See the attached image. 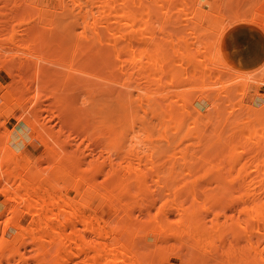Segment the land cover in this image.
<instances>
[{"label":"bare ground","instance_id":"bare-ground-1","mask_svg":"<svg viewBox=\"0 0 264 264\" xmlns=\"http://www.w3.org/2000/svg\"><path fill=\"white\" fill-rule=\"evenodd\" d=\"M207 2L210 5L208 0ZM239 2L242 4L243 0ZM239 2L232 1V5L239 6ZM48 3V6H38L37 0H0V45L2 42L4 45H13L7 51L3 49L6 52L0 57V67L4 68L8 75L13 76L10 79H14L17 72L18 75H22L21 72L28 69L26 65H24L26 68L23 67V63L6 65L15 64V60L21 62L34 58L52 60L48 61L50 64L53 60L62 64L63 62L58 60L64 59L66 55V58L71 60L69 62L72 70L76 73L81 69L80 64L88 69L92 68L91 70L100 67L99 73L96 74L100 80L99 85L97 81L95 84L92 83L94 87L90 86L88 91L90 94L100 92L97 96H101V100L98 102L92 100V106L88 102L90 110L87 114L88 121L99 123L103 121L104 125L100 123L103 125V131L100 130L102 131L99 133L100 137L96 132L97 136L94 135L92 131L93 136L85 138L87 141L85 145L84 137L77 143L73 141L74 147L71 148L70 145L69 149L68 144L72 142L67 135L62 134L64 139H61L62 136L59 137L61 134L57 135L56 137L61 140L56 138L52 143L48 138L53 129L50 130V126L46 128L42 124L40 130L34 125V130L39 129L38 137L44 144V150L40 151L43 153H38L37 156L41 162L46 158L45 162L48 163L46 168H42L39 163L34 165L28 157L24 159L26 163L23 162L21 165L22 160L19 163L23 156L21 151L17 148L14 150L15 147L10 145V138L4 136L7 134L6 131L3 136L0 135V192L9 201V204L0 201V264H171L170 255L178 256L179 264H264V254L260 252L264 249V105L260 108L254 107L252 104L244 103L245 101L241 103V98L235 100L237 102H231L233 88L230 84L232 82H229L231 80H228L231 79L228 77L229 72L225 73L227 80L223 77V72L228 70L226 67L229 64L221 44L215 49L214 44L217 42L214 41V46L211 47L206 38L210 37L212 28L204 27L200 20L193 19L196 6L203 7L206 10L204 16L211 21L215 16L225 19L228 16L221 12V9L218 13L206 9L205 6L199 5L197 0H49ZM258 3L256 2L251 9L264 11V3ZM223 4L229 6L227 0ZM224 5L220 8L223 9ZM237 5L235 10L230 6V11L232 10L235 15L240 8ZM181 11L186 12L185 14L196 25L191 31L186 29L187 34L185 32L182 34V29L180 35L177 30L171 32L174 26H170L171 30L168 27L172 16ZM180 15L182 16L181 13ZM235 15L233 22L238 19ZM179 17L176 18L177 21L180 20ZM227 21L233 25L230 18ZM171 22V25L173 22L180 23ZM245 22L254 23L264 30V22L260 23L253 19ZM175 28L178 29L177 26ZM42 29L48 32L44 33ZM221 32L223 35V31ZM19 33L31 38V42L29 44L16 42ZM188 33L191 34L189 37L184 36ZM67 40L70 42L69 46L66 45ZM66 47L69 54H65ZM10 50H19L24 54H13ZM52 64L54 65V62ZM63 66L67 67L64 64ZM56 67L58 69L57 63ZM34 74L31 75L32 78H35ZM61 74L56 75L61 77ZM83 74L89 78L87 73ZM96 75L93 77L96 78ZM51 76L47 75V80ZM19 77L21 78L19 80L15 78L17 80L15 86L12 85L13 82L10 85L5 84L12 95H18H14V98L20 106L25 102L23 97L26 91H29L32 98L27 99L26 102L29 104L35 97L38 102L43 98L39 91L35 95L34 91L37 88L42 92L47 89L44 97L52 98L59 112L54 109L57 114L54 111L46 120L50 121L53 116L60 118L66 112L73 111V114L70 112L72 117L68 118V121L83 122L81 113L75 112L79 103L72 100L68 104L66 93L64 94L65 89L69 87L65 85L69 80L66 82L65 79H70L69 77L65 75L64 79L63 76L65 84H62L63 80H57L65 85L64 91L63 86L59 88V84L54 83L56 80L46 83L41 81V77L40 80L34 79L32 81L37 83L35 89L33 82L30 85L31 80L27 83L28 79ZM71 77L74 78L72 74ZM27 78L30 79V76ZM71 84L72 93L80 82L75 81ZM81 89L78 88L82 91ZM245 89L244 86V91ZM30 90L31 93L34 92L32 96ZM123 91L127 92V103L132 102L133 105L138 102L144 108L141 113L145 112V115L140 117L136 115L142 109L138 110V113L135 112L136 114L133 112L134 109H140L139 107L133 110L130 108L133 115L129 114L128 118L125 114L129 113V110L122 113L125 107H128L123 105L125 94ZM193 91L210 100L211 107L208 109L209 105L206 106L210 116L207 112L202 114L203 112L196 106L195 114L185 111L187 101L189 104L195 99L191 97L194 96L191 93ZM135 92H138L137 96ZM239 92L237 93L240 94ZM188 94L191 96L188 97ZM42 102H39L40 106L46 105V102L43 104ZM28 104L26 103L27 108ZM32 105L36 109L34 103ZM40 106L38 107L41 110L45 109L46 112L49 109ZM85 106L86 104L83 108ZM189 106L192 108L193 105ZM78 107L82 108L81 104ZM211 109H214V112ZM79 110L85 112L83 109ZM39 111H32L31 116L26 114L24 118L22 112L19 118L28 123L30 121L43 123L46 112L42 114L44 119L40 120ZM210 111L214 114H210ZM122 116L125 122L126 119L128 123L133 121V124L126 123L127 126H131L132 131L127 132L130 130L127 126L122 130L119 128L120 132L126 131V136H118V126L111 123L123 121ZM190 116H193V119ZM142 117L150 127L149 133L147 130V133L146 131L143 133L144 126L148 129L145 121L141 122L145 124L144 126L137 122L141 121ZM155 117L162 123L168 121V126L173 125L175 121L174 126H182L184 123L182 121L187 123L195 121L196 129L193 125L195 131H192V127H189L191 130L184 131L187 123L183 124L185 129L179 128L185 133H195L197 141H193L197 146L192 147L193 149H189L188 144L180 147L186 134L177 136L176 133L181 129L176 126L174 133V129H170L173 134L171 140L167 133L169 128L159 131L161 122L157 119L156 122L160 124L150 122ZM189 118L191 121H188ZM135 119L142 129L141 132L138 130L140 126L135 125L138 126L136 127L138 134L133 132ZM204 119L206 121H203ZM149 123H154L157 128L151 127L152 124ZM124 125L125 123L122 126ZM152 128L159 130L154 131ZM86 130L89 131V128ZM139 131L145 134L144 140ZM52 135L55 136L53 133ZM77 135L76 139L79 138ZM174 138H179V141L172 146ZM186 139L189 140L187 137ZM161 140L166 142L164 146L167 148H162L158 144ZM94 143L97 152L89 146ZM53 167L64 170L73 178L70 187L49 174ZM27 170L30 172L26 173ZM122 170L133 174L131 179L119 178ZM179 174L183 175L181 181L177 179L180 177ZM38 175L47 178L48 183H43L42 178L36 179ZM99 176L102 177L101 180L98 179ZM153 179H156V182L160 180L157 188H160L163 182L161 188L164 190L166 186V189L154 190L155 181L152 185V182L150 183ZM162 179L165 180L161 182ZM205 179L214 180L215 185L212 187L219 190L213 191L209 186L214 184L213 181L202 182ZM79 182L85 183L86 186L78 195L79 198L74 200L72 196L64 193V189L76 190ZM148 184L152 186V190ZM84 190L90 196L99 194L109 203L113 210L110 219L105 221L98 210L89 206L91 198L84 195ZM153 207L156 209H152ZM26 215L29 216V220L23 224ZM149 235L153 237L152 242L147 240ZM242 239L244 242L240 246ZM257 252L259 253L256 255Z\"/></svg>","mask_w":264,"mask_h":264},{"label":"rangeland","instance_id":"rangeland-1","mask_svg":"<svg viewBox=\"0 0 264 264\" xmlns=\"http://www.w3.org/2000/svg\"><path fill=\"white\" fill-rule=\"evenodd\" d=\"M52 1V0H51ZM198 1V4L199 5H202V6H205L206 7V9H210V10H212L213 12L215 11V13H218L219 11L218 10H220L221 9V12H223L226 16H228L227 17V19H225V17H221V16H215V18L214 19H212V21L211 20H209V19H206L207 17H205L204 16V14H206V10L203 8V7H201V6H196L195 7V9H194V16H193V19L194 20H200V22H202V25L204 26V27H210V28H212V29H210V30H208V31H210V37L208 36V38H206L207 39V41L209 42V44L211 45V47H212V45H213V43H215L214 41H216L217 43H215L214 45L216 46V48L215 49H218L219 47H220V44H221V48H222V50H223V52H224V54H225V58L227 59V62H228V64H229V66L228 67H226V70L227 71H224L223 72V77H225V79L224 80H227L228 79V77H230L231 79H228V80H231V81H229V82H232V83H230L231 85H232V92L234 93V94H232V92H231V95H233V97H232V99H231V102H237V101H235V100H237L238 98H241V103L242 102H244V103H248V104H252V105H254V107H258V108H260V107H262V105H264V104H262V103H264V30H262L259 26H257V25H255L254 23H250V22H245V21H248V20H250V19H253V20H256V21H258V22H264V11H260V10H256V9H251V7H253L254 6V4L257 2L258 3V0L256 1V0H243V2H241L242 4H240V2H239V0H237V1H235V0H232L233 1V3L234 2H239V6H240V8H239V10H238V13H237V15H235L234 14V12H232V10L230 11V6L232 5V1H230V3H228L229 1L227 0V5L229 4V6L227 7V6H225L224 4H223V2L224 3H226V0H208L209 2H210V5L208 4V2H207V0H197ZM49 2V0H37V4H38V6H48V3ZM222 3V4H221ZM246 3V4H245ZM251 3V4H250ZM261 3H264V1H260L259 0V3L258 4H261ZM236 4V3H235ZM243 4H245V5H243ZM257 4V5H258ZM209 5V6H208ZM222 5H224L223 7V9L222 8H220ZM237 5V4H236ZM236 5H232L231 7H233L234 9L233 10H235L236 9ZM247 5H249V6H247ZM252 5V6H251ZM238 5H237V7H239ZM228 9H227V8ZM250 7V8H249ZM180 13L182 14V16L180 15ZM186 13V12H185ZM184 12L182 13V11L181 12H178V13H176V15H174V16H172V18H175V20H173L172 18L169 20L170 21V23L172 24V22L171 21H176V22H180V23H175L174 24V22H173V25H171V24H169V27H168V25H166L168 28H170V26L172 27V26H174V28L177 26L178 27V29H172L171 30V28H170V30H171V32L173 31V30H177L178 32H180L182 29L184 30H182L181 32H182V34H183V32H185L186 33V29H188L187 31H191L194 27H195V25H196V23L193 21V20H190L189 19V17L185 14ZM178 14V15H177ZM234 15L235 16H237L238 17V19L235 21V22H233L235 19H234ZM178 16H180L178 19H180V20H178L177 21V17ZM187 16V17H186ZM181 17H186V18H184V20H183V18H182V20H181ZM159 18V17H158ZM230 18V21H231V19L233 18V20L231 21V22H233V25H232V23L230 24V22L229 21H227L228 19ZM160 20H162L161 19V17H160ZM160 20H157V21H159L160 22ZM186 20V21H185ZM187 20H188V22H187ZM166 21H168L167 19H166ZM165 20H164V24H165V22H166ZM168 21V22H169ZM192 22V23H191ZM194 22V23H193ZM183 23V24H182ZM178 24V25H177ZM182 24V25H181ZM191 24L193 25V26H191ZM228 25V27H226L227 25ZM189 25V26H188ZM232 25V26H231ZM223 26H225V27H223ZM165 27V26H164ZM186 27V28H185ZM190 28V29H189ZM222 29V30H221ZM231 29V30H230ZM223 31V35H222V32L221 31ZM234 31V33H235V35L237 36V37H240V39H241V41H243V42H245V45H246V48H242L243 50H245V51H242L241 52V54H245V55H248V56H250V55H254V57L256 58L255 59V61H254V63H252V64H254V65H251V67H241L242 65H240V63H232L231 61H230V57L229 56H227V54H226V52H227V50L229 49V47L230 46H232V44L233 43H235V41H236V37H235V35L233 34V31ZM42 31H45L44 33H47L48 32V30H46V29H42ZM220 31V33L218 34V32ZM230 31V32H229ZM177 32V33H178ZM181 32H180V35H181ZM212 32V33H211ZM176 33V32H175ZM217 33V34H216ZM187 34V33H186ZM186 34H184V36H187V37H189L191 34H189L188 33V35H186ZM218 36V38L217 37H214V36H216V35ZM212 39V41H211V39ZM221 38V39H220ZM236 38V39H235ZM215 39V40H214ZM235 40V41H232V40ZM15 40H17L16 42H22V43H26V44H29V42H31V38H27L26 36H24V34L23 33H19L18 35H17V37H16V39ZM237 40H239V39H237ZM49 41H52V40H49ZM62 41H65V40H62ZM62 41H60V42H62ZM67 44L66 45H70V42L67 40ZM220 42V43H219ZM59 42H57V44H58ZM5 43H1V45H0V57H2V56H4V52H6L7 50H9L10 49V47L12 48V46L10 45V44H6V45H9V46H7L6 47V45H4ZM208 44V43H207ZM206 44V45H207ZM208 44V45H209ZM217 44V45H216ZM209 45V46H210ZM213 45V46H214ZM5 46V47H4ZM53 46H57L56 44H53ZM7 48V49H6ZM3 49H5V50H3ZM33 49H34V47H33ZM69 49H68V47H66V49H65V54H69L68 52H66V51H68ZM10 51H12L11 53H13V54H24L23 52H21V51H19V50H10ZM28 56V55H27ZM240 56V55H239ZM65 58L64 59H62V60H58V61H61V63L62 64H60V62H57V61H54L53 60V62H54V65L52 64L53 62H51V64H50V62H48V61H52V60H44V59H27V60H21V62H20V60L19 61H16L15 60V64H12V63H8V64H6V65H8V66H14V65H19L20 63H23V67H25L24 65H26V67L28 68L27 70H25V72L23 71V73L21 72V74L22 75H18L15 71H14V73H16V75H15V78H17L18 80L19 79H21L20 77L18 78V76H22L23 77V79H28L29 80V82L27 81V83H30V80H31V83H30V85L32 84V80H34V81H36V80H40V77H41V81H44V82H46V83H49V82H54V80H56L54 83L55 84H59L58 85V87L60 88H62V84H65V81L62 79L63 78V76H64V79H65V75H66V77H69L70 79H68V78H66L65 80H66V82H67V80H69V82H67L65 85H67V86H69L68 88H67V86H66V88L67 89H65V85L63 86V91H64V89H65V91H64V94L66 93V99L68 98V104H70L71 103V101L72 100H74V102H76L77 104L79 103V104H81V106H82V108H80V107H78V105H76L75 103V105H76V109H75V112H77V114L79 113H81V116H82V118H83V122L81 121H78V122H76V123H73L74 121H68L71 117H72V114L74 113L73 111V113L71 114L69 111L68 112H66L62 117H60V118H58L57 116H53L51 119H50V121L49 120H46L55 110L57 111V112H59L58 111V107L54 104V100L52 99V98H49V97H44V95H45V93H47V89L46 90H43V92L41 91V89L39 88H37V90L36 91H34L35 92V95H36V93H38V91H39V93L41 94L42 93V97L44 98H41V101H43L44 103L46 102V105H44L45 107H48L49 109L47 110V112L46 111H44L45 109H43V110H41L38 106H40V104L41 103H39V102H41L40 100H39V102L36 100V97H35V99L32 101V103H30V101H29V104H28V102H26L27 101V99H29V100H32V98H30V95H29V91H26L25 93H24V96L25 97H23L24 98V101L28 104V108H27V106H26V103L25 102H23L22 104H23V106H20V104L16 101V99L14 98L15 96H18V95H12L10 92H9V88L7 87L8 85H6L5 83H8L9 85H10V83L11 82H13L12 83V85L13 86H15L16 84H14V83H17L16 81V79H15V81H14V79H10V78H12L11 77V75H8L7 73H6V71L4 70V68H1L0 67V135L1 136H3V134L4 133H6L7 132V134H4V136H5V138H7V136L10 138V145L11 146H13V148H14V150L17 148V150H19V151H21V154H23V156L21 157V159L19 160V163L21 162V160H22V162H21V165L23 164V162H25L26 163V159H27V157H28V159H30L31 161H32V163L34 164V165H37L38 163L39 164H41V166H42V168H46L47 167V165H48V163L47 162H45L46 161V158H44V159H42L43 157L42 156H40L41 157V159H42V162H41V160H39V154H42L43 153V151L40 153V151L43 149L44 150V144L42 143V141L39 139V137H38V133L37 132H39L38 130L40 129V130H42L41 128H42V124L44 125V127H48L49 128V126L51 127L50 128V130H55V132H56V134H55V132L52 130V132H51V136H49V138L48 139H50V141L53 143V140L54 139H59V137H61V139L64 137V136H68L69 138H70V141L72 142V143H70V144H68L69 145V149H71V148H73L74 147V145H72L73 144V141H74V143L76 142L77 143V141L78 140H82L83 139V137H84V139L85 138H88V137H90V135H91V137L93 136V134L96 132L97 133V135L99 134V133H102V131H103V121H100V123L102 122V124H100L98 121H88L89 119V116H88V112H89V108H90V105L92 106V100H97L96 102H98L99 101V99L101 100V96H97V94H99L98 93V91H95L94 93H92V94H90L89 92L90 91H88L89 90V88H90V86H92V85H94L95 84V82L98 84V82H100V80H99V77L97 78V75L96 74H98L99 72V70L101 69L100 67H99V69H96V67L95 68H93V70H91V69H88L87 67H85L84 65H82V64H80L81 66H79V69L80 70H78V72L76 73V71H74V70H72V68H71V66H70V62H71V60L70 59H68V57L66 58V55L64 56ZM230 58V59H229ZM68 59V60H67ZM36 60V61H35ZM64 60V61H63ZM65 60H67V62L65 61ZM232 60V59H231ZM22 61H24V62H22ZM32 61H34L33 63H36L37 65L35 66V64H33V63H31ZM43 61V62H42ZM45 61V62H44ZM70 61V62H69ZM26 62H30V63H27L26 64ZM48 62V63H47ZM66 64H65V63ZM78 62V61H77ZM25 63V64H24ZM46 63V64H45ZM56 63H57V66H58V69H56L57 67H56ZM58 63L60 64V65H58ZM251 63H249V64H251ZM29 64H31L30 65V67L31 68H29ZM34 65V67H33V65ZM45 64V65H44ZM63 64L64 65H67V67L66 66H63ZM40 65H42V66H40ZM44 66H46L47 68H45ZM49 66V67H48ZM52 66H54V67H52ZM60 66V67H59ZM69 66V67H68ZM25 67V68H26ZM35 67H36V70H35ZM64 67V68H63ZM84 67V68H83ZM234 67H235V69H234ZM38 68H40V69H42V70H40V69H38ZM49 68H53V70H49ZM65 68H67V69H65ZM84 69V71H82L83 69ZM98 68V67H97ZM233 68V69H232ZM56 69V70H55ZM65 69V70H64ZM87 69V70H86ZM43 70H45V71H48V72H46L45 73V71H44V73L46 74V76H45V74L43 73ZM59 72H58V71ZM69 71V72H71V73H69L68 72V74L70 75H68V74H66L67 73V71ZM86 70V71H85ZM230 70V71H229ZM231 70H233V72L231 71ZM32 71V72H31ZM54 71H55V75H54ZM64 73H63V72ZM80 71L82 72V73H80ZM88 71H89V73H88ZM50 72V73H49ZM53 72V74H51ZM93 72H96V73H93ZM226 72H229L228 73V77H227V74L225 75V73ZM230 72H231V74H230ZM37 74V75H35V74ZM40 73H42L41 75H40ZM60 74V73H62L61 74V77H59V75H56V74ZM78 73H79V75H78ZM83 73H87L88 75H89V78H88V76H86V74L84 75ZM19 74H20V72H19ZM34 74V77L35 78H32L31 77V75H33ZM44 74V75H43ZM52 76H51V75ZM71 74H72V76H74V78L73 77H71ZM75 74H77L76 76H75ZM82 74V75H81ZM93 74H95L96 75V78L95 77H93V76H95V75H93ZM239 74V75H238ZM27 75V76H26ZM43 75V76H42ZM47 75H48V77H50L51 76V78H48V80H47ZM90 75H92L91 77H90ZM101 75V71H100V74H99V76ZM238 75V76H237ZM24 76H26V77H24ZM28 76H30V79L29 78H27ZM39 76V77H38ZM84 77L83 79L81 78L80 79V77ZM87 78H86V77ZM43 77H45L46 79V81L44 80V78ZM58 77V78H57ZM76 77V78H75ZM93 77V78H92ZM39 78V79H38ZM73 78V81L75 82V81H79L80 82V85L78 86V88H82L81 90L83 91H80V90H78V88L76 89V90H78L77 92H76V90H75V92L74 91H72V93L70 92L71 91V87H72V84L70 85V83L72 82V83H74L71 79ZM78 78V79H77ZM91 78V79H90ZM95 78V79H94ZM235 78V79H234ZM10 79V80H9ZM52 80V81H51ZM57 80H60V81H62V84L61 83H59L60 81H57ZM71 80V81H70ZM84 80V81H83ZM99 80V81H98ZM236 80V81H235ZM48 81V82H47ZM87 81V82H86ZM89 81V82H88ZM19 82V81H18ZM58 82V83H57ZM83 82H85L84 84H83ZM34 83V87H35V89H36V84L37 83H35V82H33ZM92 83H94V84H92ZM21 83L19 82L18 83V85H20ZM23 84V83H22ZM60 84H61V86H60ZM82 84H83V86H82ZM92 84V85H91ZM56 85V86H57ZM85 85V86H84ZM99 85V84H98ZM226 85H228L227 83H226ZM235 86V87H234ZM243 87V89H242V87ZM244 86H245V91H244ZM10 88H11V86H9ZM22 87V86H21ZM92 87H94V86H92ZM239 87V88H238ZM86 88H88V89H86ZM238 88V89H237ZM11 89H13V88H11ZM10 89V90H11ZM84 89V90H83ZM86 89V90H85ZM155 89V88H154ZM237 89V91H235V90ZM242 89V90H241ZM234 90V91H233ZM258 90V91H257ZM31 91L32 90H30V94H31V96H32V93L34 94V92H32L31 93ZM69 91V92H68ZM84 91H85V93H84ZM240 91V92H239ZM27 92H28V94H27ZM97 92V93H96ZM125 94H124V97H123V99H124V104L123 105H126V106H128V107H125V109L122 111V113L124 112V111H127L128 112V110H129V113H126L125 115H127L126 117L128 118V115L130 114H132V111L130 110V108L133 110L134 108H140V109H134V113L135 112H137L138 110H141L142 108H143V106H141V105H139V103L137 102V104H133V105H131V103L132 102H130V103H127V98L128 97H126V93L127 92H125V91H123ZM237 92H239L240 94H238ZM242 92H245V93H242ZM256 92V93H255ZM258 92V93H257ZM78 93V94H77ZM79 93H80V96H79ZM82 93V94H81ZM136 94H135V96H137V94H138V92H135ZM194 95V96H191L192 94ZM190 94L191 95H189L188 97H193V98H195L194 99V101H190L189 102V104H188V101H187V107L186 106H184L183 108L185 109V111L188 113V112H190V114H195V111H194V109H195V106L196 107H199L200 108V110H201V112H203L202 114H207L208 113V115H209V112L206 110L207 109V105H209L208 106V109H209V107H211V103H210V100H208V99H206V98H204L201 94H197V93H195L194 91L193 92H191ZM27 94V95H26ZM67 94H69V95H67ZM74 94V95H73ZM77 94V95H76ZM85 94V95H84ZM153 94H155V92L153 93ZM29 95V96H28ZM75 95H76V97H75ZM100 95V94H99ZM122 95H123V93H122ZM195 95H197V97L195 96ZM238 95H239V97H238ZM241 95H243V96H241ZM29 98H28V97ZM46 96V95H45ZM68 96V97H67ZM78 96H79V102H78ZM132 96V95H131ZM237 96V97H236ZM241 96V97H240ZM70 97V98H69ZM72 97H73V99H72ZM133 97V96H132ZM47 98V99H46ZM235 98V99H234ZM43 99V100H42ZM51 99H52V103H50V101H51ZM71 99V100H70ZM76 99V100H75ZM190 99V98H189ZM220 99H222V97H220ZM45 100V101H44ZM47 100V101H46ZM69 100H70V102H69ZM90 100V101H89ZM132 100H133V98H132ZM188 100V99H187ZM191 100H193L192 98H191ZM225 100V99H224ZM136 100L134 99V102H135ZM216 101V100H215ZM222 101H223V99H222ZM39 104H38V103ZM43 102H42V104H43ZM88 102H89V104H88ZM217 102V101H216ZM34 103V106L36 107V109L33 107V104ZM37 103V104H36ZM50 103V105H48ZM73 103V102H72ZM136 103V102H135ZM243 103V104H244ZM36 104V105H35ZM53 104V105H52ZM86 104V106L83 108V105H85ZM130 104V105H129ZM31 105H32V107H31ZM89 105V106H88ZM122 105V107H124ZM182 104H180V106H181ZM189 105H193L192 106V108L189 106ZM245 106H246V104H244ZM43 105H41L40 107H42ZM43 106V107H44ZM50 106V107H49ZM53 106V108H51ZM130 106V107H129ZM132 106V107H131ZM20 107H23V109H24V107H25V111L22 109V108H20ZM29 107H31V109H29ZM40 109V111H39V109ZM44 107V108H45ZM56 107V108H55ZM88 107V108H87ZM212 107H214L213 105H212ZM36 110V111H39V113H40V120L41 119H44V117H45V120L43 121V123H42V121H35V122H33V121H30L29 123L27 122V121H25L23 118L26 116V114L27 115H29V116H31V114H32V111H35L34 109ZM183 108H181V109H183ZM191 108V109H190ZM248 108V107H247ZM20 109V110H19ZM31 110V112H29V110ZM38 109V110H37ZM53 109V110H52ZM55 109V110H54ZM79 109H83L82 111H85V112H81ZM86 109H87V111H86ZM121 110H122V108H120ZM144 109V108H143ZM143 109L139 112V114H136L137 116H141V115H145L144 113L142 114L141 112H143ZM78 110H79V112H78ZM188 110V111H187ZM190 110V111H189ZM212 110V109H211ZM225 110V109H224ZM24 111V112H23ZM48 111L50 112V113H48ZM54 112V113H56L57 114V112ZM192 111H193V113H192ZM204 111H205V113H204ZM213 112H214V109L212 110ZM242 111H243V109H242ZM22 112H23V114H22ZM44 112H46L45 114H44ZM131 112V113H130ZM207 112V113H206ZM212 112V113H213ZM215 112H216V108H215ZM243 112H245V110L243 111ZM48 113V114H47ZM86 113V114H85ZM138 113V112H137ZM211 113V111H210V114H212ZM21 114H22V117L23 118H19V116H21ZM25 114V115H24ZM42 114H44V117H42L43 115ZM47 114V115H46ZM85 114V115H84ZM214 114V113H213ZM212 114V115H213ZM24 115V116H23ZM84 115V116H83ZM122 115H124V114H122ZM129 115V116H130ZM133 115V114H132ZM131 115V116H132ZM87 116V117H86ZM135 116V115H134ZM210 116V115H209ZM18 117V118H17ZM65 117V118H64ZM143 117H145V116H143ZM143 117H142V120L141 121H138L137 120V122L139 123H141L142 121H143ZM191 117V116H190ZM64 118V119H63ZM69 118V119H68ZM125 118V117H124ZM134 118H136V116L134 117ZM192 119H193V116L191 117ZM58 119H60V120H58ZM137 119V118H136ZM136 119H135V123H134V129H135V131H133L134 133H136V134H138L137 132L138 131H136L137 129H136V127H138V126H140L139 127V129L138 130H141V132H142V129H140L141 128V125L142 126H144L145 124H147V121H145V118H144V121L146 122L145 124H143V123H141V125L140 124H138L137 122H136ZM139 119V118H138ZM156 119H157V117H155V119L153 120V121H150V122H156ZM187 119V118H186ZM190 119V118H189ZM188 119V121H191V119L189 120ZM66 120V121H65ZM122 120H123V116H122ZM140 120V119H139ZM158 120V122H161V125H159L160 126V130H159V128L157 129V130H159V131H163V130H165V129H167V128H169V132H167L168 134H169V136H170V138H172L171 140H173V134L171 133V130L170 129H174L173 130V133H174V131H175V129H176V126H178V128L179 127H181V128H184L185 129V125H183V124H185V123H187V122H185V121H182V123H180V125L182 124V126H179V125H176V126H174V124H175V122H174V124L173 125H167V123L169 124V122L167 121V123H166V121H163V123H162V121H159V118L157 119ZM143 121V122H144ZM193 121V120H192ZM203 121H206L205 119L203 120ZM3 122V123H2ZM33 122V123H32ZM64 122V123H63ZM130 122H132L131 124H133V121H129V123L127 122V119H126V122L123 120V121H111V123H112V125L113 124H115L116 126H118L117 128H118V130H119V128L122 130V128L124 127V128H126V126H127V124L129 125L130 124ZM149 122V121H148ZM31 123H32V127L35 125V128H39V129H37V131L36 130H34V127L32 128L31 127ZM39 123H41V125L39 124ZM90 123H92V124H90ZM98 123H99V127H98ZM125 123V125L124 126H122L123 124ZM127 123V124H126ZM157 123V122H156ZM189 123V122H188ZM188 123L186 124V129L184 130V131H188V129H190L191 127V129H193L194 127V129H196V122L195 121H193L192 123L190 122L189 123V125H188ZM38 124V125H37ZM50 124V125H49ZM69 124V125H68ZM73 124V125H72ZM83 124H84V126H83ZM120 124V125H119ZM138 124V126H135V125H137ZM152 124V125H151ZM154 123H149V125H151V127H153V128H157V126H154L153 125ZM157 124H160V123H157ZM165 124V125H164ZM177 124H179V123H177ZM37 125V126H36ZM63 125V126H62ZM87 125V126H86ZM193 125H194V127H193ZM121 126V127H120ZM133 126V125H132ZM158 126V127H159ZM46 127V128H47ZM62 127V128H61ZM80 127V128H79ZM145 127V128H144ZM143 128L145 129L144 131H143V133L147 130L148 131V133L150 132L149 130H150V127H148V124H147V127H148V129H146V126H144ZM188 127V128H187ZM190 127V128H189ZM45 128V129H46ZM89 128V131H87L86 129H88ZM123 128V129H124ZM127 128H129L130 130H127V132H129V131H132L131 130V126L129 127V126H127ZM152 128V129H153ZM181 128H179V129H181ZM94 129V130H93ZM96 129H97V131H96ZM99 129V130H98ZM102 129V131L100 132V130ZM190 129V130H191ZM192 130V131H195V130ZM76 130V131H75ZM86 130V131H85ZM154 130V129H153ZM151 130L152 132H154V131H157V130ZM6 131V132H5ZM36 131V132H35ZM63 131V132H62ZM73 131V132H72ZM92 131H93V134H92ZM99 131V132H98ZM147 131L145 132V133H147ZM167 131V130H166ZM184 131H182V129H181V131L180 130H178V132L176 133V135L178 136L179 135V137L180 136H182L183 134H186V136L184 137L185 139H186V137L187 138H189V140L188 139H186V141H185V139H183V141H182V143H181V145H180V147H185L184 146V144L185 145H187L188 144V148L190 149V148H192V147H196L197 146V144L195 143L196 141H197V139L195 140V133H191V132H188V133H185ZM71 132V133H70ZM151 132V133H152ZM45 133V132H44ZM52 133L55 135V136H53L52 135ZM86 133H87V135H86ZM96 133L94 134V135H96ZM139 133H140V131H139ZM143 133H140L141 134V137H144V138H142L143 140L145 139V134H143ZM46 134V133H45ZM59 134H61L60 136H59ZM64 136H63V135ZM70 134V135H69ZM78 134V135H77ZM83 134V135H82ZM124 134V135H123ZM59 136V137H56V136ZM76 135H77V137H79V138H77L76 139ZM96 135V136H97ZM100 135L101 134H99V137H100ZM126 136L127 135V133H126V131H125V133L122 131V132H120V130L118 131V136ZM144 135V136H143ZM175 135V134H174ZM37 136V137H36ZM71 136V137H70ZM82 136V137H81ZM52 137H55V138H52ZM73 137H74V139H73ZM90 137V138H91ZM192 137V138H191ZM123 138V137H122ZM191 138V139H190ZM61 139H59V140H61ZM64 139V138H63ZM124 139V138H123ZM122 139V140H123ZM125 140V139H124ZM193 140H195V142L193 141ZM177 141H179V138H174V141H172V143H171V145L172 146H174L175 145V143H177ZM87 141H86V139H85V142H84V145L85 144H87L86 143ZM79 143V142H78ZM158 144H160L161 145V147L162 148H167V146H164L165 144H166V142H163V140H161V141H159L158 142ZM70 145H72L71 146V148H70ZM90 147L92 146L93 147V149L94 150H96L95 149V143H94V145H89ZM171 146V147H172ZM190 146V147H189ZM10 149H12V147L10 148ZM193 149V148H192ZM24 151V152H23ZM23 152V153H22ZM96 152H97V150H96ZM39 153V154H38ZM37 154H38V156H37ZM27 155V156H26ZM25 156V157H24ZM37 156V157H36ZM24 157V158H23ZM23 158V159H22ZM38 158V159H37ZM88 158H90V157H88ZM25 159V160H24ZM37 159V160H36ZM40 162H39V161ZM87 160V159H86ZM38 161V162H37ZM36 162V163H35ZM87 162V161H86ZM47 163V164H46ZM38 164V165H39ZM46 166V167H45ZM84 166H85V164H84ZM32 167V166H31ZM31 167L29 168V170L31 169ZM29 170H27V172L26 173H29L30 171ZM49 174L53 177V178H55L57 181H61V182H63V183H65L67 186H71L72 185V183H73V178L67 173V172H65L64 170H62V169H60V170H57L56 169V167H53V168H51L50 170H49ZM132 175L133 174H131V173H129L127 170H122L120 173H119V178H121V179H123V180H129V179H131V177H132ZM180 175V177H182L183 175H181V174H179ZM185 175V174H184ZM187 176V175H186ZM186 176H184L185 178H186ZM179 176L177 177V179L179 178L180 180H178V181H181V179H183V177L182 178H180ZM188 177V176H187ZM42 178V179H41ZM36 179H41L42 180V182L43 183H45V184H47L48 183V180H47V178H45V177H42V175H38L37 176V178ZM98 179H102V177L101 176H99L98 177ZM165 180V179H164ZM163 179L161 180V182L162 181H164ZM207 179H205V180H202V182L203 181H205V182H207L206 181ZM210 180V179H209ZM155 181V182H154ZM211 181V180H210ZM210 181H208V182H210ZM213 181V183H214V180H212ZM211 181V182H212ZM152 182V183H151ZM153 182L154 183H156V184H153ZM159 182H160V180L158 181V182H156V179L154 180L153 179V181L152 180H150V183H151V185L153 184V185H155V189L154 190H158V189H161L162 190V188H163V186H162V184H164L163 182H162V184H160L161 185V187L160 188H157L159 185H157V183L159 184ZM178 183V182H177ZM176 183V184H177ZM85 183H82V182H79V184H78V187H77V189L76 190H73V189H70V188H66L67 189V191L64 189V193H66L68 196L70 195V196H72L73 198H74V200L76 199H78L79 198V194L82 192V190L84 189L83 187H85L86 185H84ZM175 184V185H176ZM149 185V184H148ZM151 185H149L148 187H150ZM156 185H157V187H156ZM214 185H215V183L214 184H209V186H213L214 187ZM165 186V185H164ZM213 187L211 188L213 191H215V190H217V188L214 190L213 189ZM147 188V187H146ZM145 188V190H147ZM154 188V187H153ZM157 188V189H156ZM53 189H56V188H54L53 187ZM166 189V186L164 187V190ZM149 190V189H148ZM150 190H152V186H151V189ZM161 190H160V192L159 193H161ZM164 190H162V191H164ZM219 190V189H218ZM217 190V191H218ZM156 193L158 192V191H155ZM84 195L86 196V197H90L91 198V200L89 201V206L92 208V209H96V210H98V213H99V215H101L102 216V218L104 219L105 218V221H107L106 219H110L111 218V215L110 214H112L111 212L113 211L112 210V208L110 207V205H109V203L108 202H106L105 201V199L104 198H102V197H100V195L99 194H94L93 196H90V194L87 192V191H85L84 190ZM0 201L1 202H4V203H6V204H9L8 202L9 201H7L6 199H5V197H4V195L3 194H1V192H0ZM157 203V202H156ZM156 205V204H155ZM157 206H158V203H157ZM152 209H156V208H152ZM151 212H152V210H151ZM110 215V217H107V216H109ZM25 220H23V224H26L27 223V221L29 220V216L28 215H26L25 217ZM103 223L105 222V221H103V220H101ZM100 221V223L101 224H103L102 222ZM147 240H149L150 242H152L153 241V237H152V235H149L148 237H147ZM244 239H242L241 240V243H240V246L241 245H243V243L242 242H244L243 241ZM262 254H264V249H262L261 251H260ZM259 252H257L256 253V255L258 254ZM169 263H171V264H179L180 263V258L178 257V256H176V255H170V257H169Z\"/></svg>","mask_w":264,"mask_h":264},{"label":"crops","instance_id":"crops-1","mask_svg":"<svg viewBox=\"0 0 264 264\" xmlns=\"http://www.w3.org/2000/svg\"><path fill=\"white\" fill-rule=\"evenodd\" d=\"M233 34L235 35L234 31H233ZM235 37L239 40H237L236 38H235L236 41L234 39L232 40V41H235V43H233L232 46H230L229 49L227 50L226 52L227 56H229L232 59L231 60L229 58L232 63L233 62L235 63L237 61L236 63H240V65H242L241 67H251V65H254L252 63H254L256 58L254 57V55L248 56L245 54H241L242 51H245L242 49V48H246L245 42L241 41L240 37H237L236 35Z\"/></svg>","mask_w":264,"mask_h":264}]
</instances>
